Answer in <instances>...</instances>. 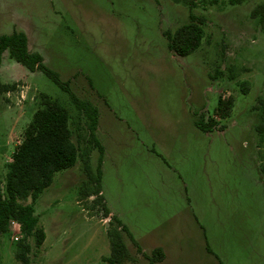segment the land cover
<instances>
[{"label": "rangeland", "instance_id": "rangeland-1", "mask_svg": "<svg viewBox=\"0 0 264 264\" xmlns=\"http://www.w3.org/2000/svg\"><path fill=\"white\" fill-rule=\"evenodd\" d=\"M192 2L203 33L185 56L169 50L164 35L188 21L183 0H0V34L23 32L42 64L95 107L100 194L127 232L122 264H150L154 248L161 264H264V141L255 132L264 30L250 17L264 0ZM0 82L15 83L0 94V181L39 93L67 110L79 153L34 202L45 236L38 246L27 238L28 264H107L106 231L115 223L81 194L93 183L80 159L88 155L94 175L98 156L85 116L58 83L6 50ZM218 97L231 100L224 118L214 114ZM211 116V131L195 125ZM20 237L15 222L0 233V264H22L14 258Z\"/></svg>", "mask_w": 264, "mask_h": 264}, {"label": "trees", "instance_id": "trees-1", "mask_svg": "<svg viewBox=\"0 0 264 264\" xmlns=\"http://www.w3.org/2000/svg\"><path fill=\"white\" fill-rule=\"evenodd\" d=\"M200 1L212 5L222 0ZM243 1L245 0H227V3L236 5ZM183 2L188 5V21L177 27L172 33H164L168 49L179 56H185L196 50L203 33V19L192 12L194 5L192 0H183ZM250 17L257 27L264 30V2L251 9ZM5 50L10 58L26 69L30 71L40 69L58 83L63 90L67 91L77 111L85 116L89 140L98 151V156L94 175L88 167V155L80 159L87 183H93L92 189H85L86 191L83 190L81 194L85 197L92 196L93 203L101 207L103 217H108L109 223H115V227L106 231L109 240V254L103 260L107 264H122L127 257V249L121 241V231L127 232L120 221L114 215L109 214L100 194L98 183L103 149L94 133L97 125L95 107L88 100L74 95L69 90L67 83L60 82L57 76L42 64L41 56L28 49L27 38L23 32L13 30L9 34H0V57ZM14 87L15 83L0 82V94L8 92ZM38 98V106L23 130L21 141L12 151L0 181V233H8L12 221L17 223L21 237L16 242L14 258L22 264H28L30 245L27 238L33 237L34 244L38 246L45 236L43 229L37 225L38 219L34 214L35 200L40 192L51 183L55 172L72 167L79 159L78 149L71 140L67 110L47 94L39 93ZM230 106L231 100L223 101L218 97L214 114L224 118ZM259 110V121L255 125V132L259 140L264 141L263 100H259ZM195 125L200 130L208 132L216 127L217 122L212 116L208 119L199 117L195 120ZM259 173L264 182V165L259 168ZM26 199L30 200L29 203L20 202ZM163 256L161 248H154L149 255H146V258L150 264H157L163 259Z\"/></svg>", "mask_w": 264, "mask_h": 264}, {"label": "crops", "instance_id": "crops-1", "mask_svg": "<svg viewBox=\"0 0 264 264\" xmlns=\"http://www.w3.org/2000/svg\"><path fill=\"white\" fill-rule=\"evenodd\" d=\"M140 251L142 252V250L140 249ZM163 259H164V256H163ZM163 259L158 263V264H161L162 263V261H163Z\"/></svg>", "mask_w": 264, "mask_h": 264}, {"label": "built area", "instance_id": "built-area-1", "mask_svg": "<svg viewBox=\"0 0 264 264\" xmlns=\"http://www.w3.org/2000/svg\"><path fill=\"white\" fill-rule=\"evenodd\" d=\"M12 222H14V221H12ZM16 223V222H15ZM17 224V223H16ZM18 226V225H17ZM14 239L16 240L17 239V237H14Z\"/></svg>", "mask_w": 264, "mask_h": 264}]
</instances>
